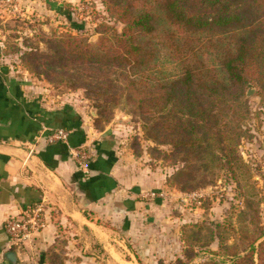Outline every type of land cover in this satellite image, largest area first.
<instances>
[{"label":"rangeland","instance_id":"374dc122","mask_svg":"<svg viewBox=\"0 0 264 264\" xmlns=\"http://www.w3.org/2000/svg\"><path fill=\"white\" fill-rule=\"evenodd\" d=\"M131 12L150 13L152 32L129 28ZM124 30L141 49L137 65L101 68L76 58V47L117 48ZM233 35L178 29L160 0H0V66L9 68L2 81L34 104L77 108L95 130L108 131L125 163L162 177L161 188L144 193L162 198L140 197L159 202L142 222L144 235L117 237L135 264H234L230 255L264 232V42L237 98L232 90L215 101L201 96L218 130L201 127L194 152L179 143L189 118L165 93L186 71L228 85L220 61Z\"/></svg>","mask_w":264,"mask_h":264},{"label":"crops","instance_id":"0c3cea01","mask_svg":"<svg viewBox=\"0 0 264 264\" xmlns=\"http://www.w3.org/2000/svg\"><path fill=\"white\" fill-rule=\"evenodd\" d=\"M58 128L69 132L67 144H48L47 131ZM0 141L24 148L43 175L0 155V264H12L5 259L9 251L16 254L15 264H135L117 237L144 235L142 222L151 221L149 210L159 202L141 198L145 191L161 188L157 172L125 163L108 131L95 130L77 108L34 104L9 83L0 98ZM77 147L91 156L85 171L70 155ZM35 205L42 207L44 229L32 244L11 248L5 220Z\"/></svg>","mask_w":264,"mask_h":264},{"label":"trees","instance_id":"16d2710c","mask_svg":"<svg viewBox=\"0 0 264 264\" xmlns=\"http://www.w3.org/2000/svg\"><path fill=\"white\" fill-rule=\"evenodd\" d=\"M160 6L165 18L178 29L192 31L216 29L234 34L231 49L225 52L220 61L228 85L213 79H201L191 71H186L165 90L167 102H177L184 116L189 118L190 132L185 136L183 134L179 142L181 148L185 150L189 148L194 152L196 148L202 146V139L197 135L201 127H209L212 132L218 130L216 116L206 108L201 96L206 95L207 98L215 101L225 98L228 95L227 91L232 90L231 96L237 98V91L248 83L246 77L254 64V58L257 57V46L259 42H264L262 39L264 38V0H160ZM129 15L126 25L134 28L138 35L152 32L153 17L150 13L131 12ZM134 37L124 30L118 36L117 48L110 52H83L76 47L75 55L80 61H85L84 64L101 68L110 65L122 69L121 66L125 61L134 66L139 62L138 54L141 51L138 43L132 42ZM86 57H88L87 61ZM129 84L135 86L132 80ZM108 109L101 107L99 114L102 115V112ZM165 129L169 130L170 127L167 125ZM193 152L188 153V158L195 156ZM255 243L257 248L254 246ZM240 253L244 254L240 256ZM230 256L233 257L234 264H254V256L258 261L257 264H264V232L248 243L246 248Z\"/></svg>","mask_w":264,"mask_h":264},{"label":"built area","instance_id":"2783aa9c","mask_svg":"<svg viewBox=\"0 0 264 264\" xmlns=\"http://www.w3.org/2000/svg\"><path fill=\"white\" fill-rule=\"evenodd\" d=\"M12 2V0H7ZM69 132L65 129H49L45 135L48 144H67ZM72 159L78 168L85 171L88 168L91 156L88 151L81 147L69 150ZM146 198L159 199L163 197L161 192H150L145 194ZM45 219L41 205H35L24 210L16 217H9L4 222V231L7 242L11 248H25L32 244L35 237L44 229Z\"/></svg>","mask_w":264,"mask_h":264},{"label":"water","instance_id":"95a60500","mask_svg":"<svg viewBox=\"0 0 264 264\" xmlns=\"http://www.w3.org/2000/svg\"><path fill=\"white\" fill-rule=\"evenodd\" d=\"M0 72L3 74H7L9 72V68L7 66H0ZM0 155L13 157L20 160L24 163L25 167L31 172L36 173L39 177L43 176L41 171L38 169V161L33 159V157L28 156L27 151L22 147H15L0 141ZM133 192L135 194H139V189L134 187ZM5 259L12 264L16 262V254L14 251H9L5 254Z\"/></svg>","mask_w":264,"mask_h":264},{"label":"flooded vegetation","instance_id":"af4514ba","mask_svg":"<svg viewBox=\"0 0 264 264\" xmlns=\"http://www.w3.org/2000/svg\"><path fill=\"white\" fill-rule=\"evenodd\" d=\"M4 83L5 82L2 81L1 76H0V98L2 97V89L4 87Z\"/></svg>","mask_w":264,"mask_h":264}]
</instances>
